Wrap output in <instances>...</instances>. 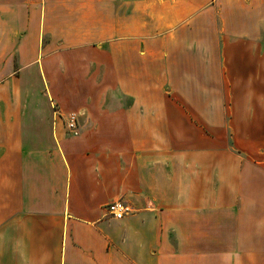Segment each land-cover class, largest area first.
<instances>
[{"label":"crops","instance_id":"crops-1","mask_svg":"<svg viewBox=\"0 0 264 264\" xmlns=\"http://www.w3.org/2000/svg\"><path fill=\"white\" fill-rule=\"evenodd\" d=\"M260 206L264 0H0V264H264Z\"/></svg>","mask_w":264,"mask_h":264},{"label":"built area","instance_id":"built-area-1","mask_svg":"<svg viewBox=\"0 0 264 264\" xmlns=\"http://www.w3.org/2000/svg\"><path fill=\"white\" fill-rule=\"evenodd\" d=\"M66 132L72 137L79 136V127L76 115L69 114L65 119ZM106 216L112 220L121 221L134 214L133 209L122 200L114 201L105 206Z\"/></svg>","mask_w":264,"mask_h":264},{"label":"rangeland","instance_id":"rangeland-1","mask_svg":"<svg viewBox=\"0 0 264 264\" xmlns=\"http://www.w3.org/2000/svg\"><path fill=\"white\" fill-rule=\"evenodd\" d=\"M130 13V12H129ZM144 22L145 23H150L151 22V20H150V18H148V20H144ZM36 82V79L35 78H33L32 80H31V83H35ZM258 207H259V204H258ZM261 207H264V206H260V208ZM256 225L258 226V225H263L264 226V218L263 219H258L257 218V220H256Z\"/></svg>","mask_w":264,"mask_h":264}]
</instances>
